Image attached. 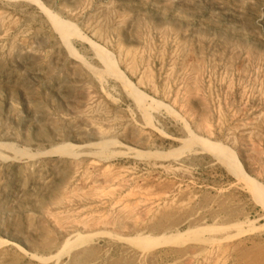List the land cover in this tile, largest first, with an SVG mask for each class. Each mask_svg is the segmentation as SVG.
Wrapping results in <instances>:
<instances>
[{
  "label": "rangeland",
  "instance_id": "1",
  "mask_svg": "<svg viewBox=\"0 0 264 264\" xmlns=\"http://www.w3.org/2000/svg\"><path fill=\"white\" fill-rule=\"evenodd\" d=\"M247 179L264 0H0V264H264Z\"/></svg>",
  "mask_w": 264,
  "mask_h": 264
},
{
  "label": "bare ground",
  "instance_id": "2",
  "mask_svg": "<svg viewBox=\"0 0 264 264\" xmlns=\"http://www.w3.org/2000/svg\"><path fill=\"white\" fill-rule=\"evenodd\" d=\"M58 24V28H59V31L61 32V34L63 35L64 34V32H65V27L64 26H61V25H59V23H57ZM102 53V52H101ZM101 55V57L105 60V61H108L109 60V56L107 55V54H105L104 55V53H102V54H100ZM115 73H114V76H115V74L117 75V71H114ZM120 77V80H122L123 81V78H122V76H121V74L120 73H118V78ZM124 82H126V81H124ZM125 84V83H124ZM126 84H127V82H126ZM132 94H134L135 96V98H136V100H138V98L140 97V96H138L135 92H132ZM133 95H131V97H132ZM134 98V99H135ZM142 98V97H141ZM195 137H194V135L193 134H189V140L186 142V146H187V148L188 147H192V145H193V139H194ZM204 142V141H203ZM184 143V142H183ZM202 146H205V144H202ZM208 146V145H207ZM211 146V149L209 148V146L206 148V149H208L207 151H209V153H211L215 158H217L220 162H221V164L222 165H225V166H227L228 168H230V169H232L233 171H235V169L237 170V167H236V162H235V160H234V157H233V154L231 153V151L228 149V148H226V147H224L223 145H221V144H219V143H215V144H211L210 145ZM183 149H185V147L183 148ZM190 149V148H189ZM191 150V149H190ZM236 167V168H235ZM241 174V173H240ZM243 178H244V176H242ZM246 179V178H245ZM247 181L249 182V184L252 186V188H254L255 190H257L259 193H261V194H263V192H264V190H263V188H262V186H260V185H258V184H254L252 181H250V180H248L247 179ZM145 237H147V236H145Z\"/></svg>",
  "mask_w": 264,
  "mask_h": 264
}]
</instances>
